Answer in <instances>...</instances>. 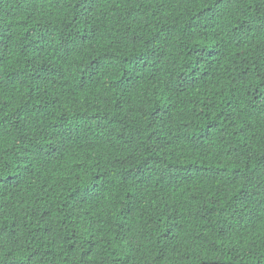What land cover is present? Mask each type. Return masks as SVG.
Returning <instances> with one entry per match:
<instances>
[{"label": "trees", "instance_id": "1", "mask_svg": "<svg viewBox=\"0 0 264 264\" xmlns=\"http://www.w3.org/2000/svg\"><path fill=\"white\" fill-rule=\"evenodd\" d=\"M0 264H264V0H0Z\"/></svg>", "mask_w": 264, "mask_h": 264}]
</instances>
